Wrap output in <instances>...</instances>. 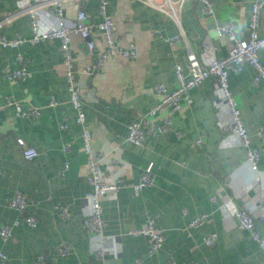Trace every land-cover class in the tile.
<instances>
[{
	"label": "crops",
	"instance_id": "crops-1",
	"mask_svg": "<svg viewBox=\"0 0 264 264\" xmlns=\"http://www.w3.org/2000/svg\"><path fill=\"white\" fill-rule=\"evenodd\" d=\"M212 1L216 16L222 21H235L239 36L247 38L252 0ZM31 4L44 26L57 23L41 0H31ZM80 8L87 12L89 21L101 20L99 0H68L64 17L74 20ZM18 9V0H0V20ZM108 12L115 18L119 43L135 42L138 57L117 55L98 73L86 77L81 69L92 61L86 41L73 35L72 50L83 89L86 126L93 132L95 150L108 154L101 166L109 171L115 159L118 172L113 179L124 178L125 186L120 191L101 198L103 231L115 235L116 241L109 243L103 260L94 258L92 245L98 240L84 225L91 211L85 196L93 187L86 179L82 126L69 102L61 41L0 47V226L12 227L7 240L0 236V252L8 256L0 264H39L35 259L40 254L52 264H264L258 242L250 232L239 228L230 208L224 205L228 200L248 210L264 234V140L258 135L264 125V83L254 82L256 71L248 63L243 71L230 73V88L242 111L251 147L262 153L254 169L239 137L220 127L230 116L226 105L217 101L214 78L192 90L193 101L183 110L172 113L164 105L156 114H149L161 101L154 86L163 83L168 90L178 87L175 64L191 52L199 54V36L210 39L217 57L229 53L232 43L217 36L214 19L202 12L200 3L185 1L179 23L143 0H109ZM260 32L264 33V16ZM31 34L27 11L0 25V35ZM93 37L101 47L97 30ZM173 37L178 38L171 42ZM18 52L27 58L32 75L10 80L4 67H17ZM259 55L264 63V48ZM7 95L23 108L38 107L40 115H18L14 106L6 105ZM53 96L59 103L55 107L49 104ZM167 117L171 119L169 132L150 135L143 145L126 140L130 121L146 118L158 125ZM60 122L68 123L69 128L61 129ZM67 143L72 146L65 151ZM29 146L38 151L32 160L23 154ZM66 162L69 167L62 175ZM149 165L156 174L155 184L136 191L133 184ZM17 190L33 199L28 211L36 215V227L28 226L24 217L9 207V199ZM217 193L221 197L213 202L211 196ZM56 204L68 207L70 217H61L54 210ZM202 214L209 215V222L188 231L189 221ZM149 217H155L157 226L166 233L163 246L153 255L148 252L146 235L128 234ZM212 232L217 233V240L208 246L203 238ZM62 241L72 246L66 256L55 249Z\"/></svg>",
	"mask_w": 264,
	"mask_h": 264
},
{
	"label": "built area",
	"instance_id": "built-area-1",
	"mask_svg": "<svg viewBox=\"0 0 264 264\" xmlns=\"http://www.w3.org/2000/svg\"><path fill=\"white\" fill-rule=\"evenodd\" d=\"M68 0H41L43 4L49 6V12L57 18V23L53 26H44L39 13L33 9L31 0H18L19 9L15 12L5 14L0 20V25L16 17L21 12H29L31 16L30 37L17 35L8 37L0 35V47L19 48L26 42H39L48 39H58L61 41V48L64 53L63 66L67 80V89L69 93V102L77 112V122L82 126V144L87 155L86 161V179L92 185L93 189L86 194L85 198L91 203V211L84 219V225L91 235L98 240V243L92 245V253L95 259L103 260L110 242L116 241L115 235L105 234L103 231V208L101 198L104 195L116 193L125 186L124 178L113 179L118 170L115 159L111 160V170L106 171L102 168V161L108 156L106 153H99L94 148V135L92 130L86 126L87 115L83 105V89L78 80V71L75 65V57L72 50V37L78 35L86 41L91 63H87L81 69L86 77L98 73L105 64L113 57L120 55L126 59H136L138 57V47L135 42L122 45L116 34L117 24L112 14L108 12L109 0H99V11L101 20L98 22L89 21L87 12L80 8L76 17L68 21L64 17L65 3ZM145 3L167 13L177 23L180 22L181 10L187 0H143ZM200 3L204 14L214 19V29L218 37L228 39L232 46L227 56L219 58L216 55L215 47L208 37L199 36L200 52L196 54L191 52L183 61L175 64V71L178 80V87L175 90H168L163 83L154 86L155 93L161 98L160 103L149 110V114H156L164 105L170 108L173 113L181 111L186 106L191 105L192 90L199 87L209 78L215 80V93L217 101L226 105L229 112V120L220 123V127L225 133H232L239 137L241 144L246 148L248 163L256 169L261 160L262 153L251 147V137L245 126L242 111L238 101L230 88V73L243 71L248 63L256 71L254 82L259 85L264 83V63L261 61L259 52L264 48V33L261 34L262 19L264 16V0H252L251 14L249 17V32L247 38L239 36L238 26L235 21H222L215 14L214 3L212 0H197ZM98 31L101 35L102 46L98 47L94 32ZM173 37L170 41L176 40ZM17 67L9 69L4 67V73L10 80H24L31 77L32 73L28 69V60L22 52L17 53ZM5 103L8 106H14L16 113L22 117L34 118L41 113L38 107L30 105L23 108L18 100L12 95L5 97ZM50 106H57L59 103L53 96L50 99ZM60 128L67 130L68 123L60 122ZM128 133L126 140L136 145H143L150 135H160L171 130V119L167 117L161 124H151L148 119H134L127 125ZM258 135L264 140V125L259 129ZM72 144L67 143L64 150H70ZM24 157L32 160L38 156L35 147H25ZM69 164L66 162L62 175L65 174ZM1 173V171H0ZM156 174L152 165L144 168L139 180L133 184L136 191H141L145 187L155 184ZM220 194L211 196L213 202H217ZM33 199L24 191L17 190L9 199L8 205L24 217V222L30 227H36L38 219L35 214L28 210L33 206ZM224 205L230 208L231 213L237 219L239 228L250 232L251 236L260 245L264 253V234L257 224V219L248 210L237 207L232 201L225 200ZM54 210L63 218L71 215L68 207L56 204ZM264 220V215L261 216ZM210 217L208 214H202L194 217L188 223V231L198 228L207 222ZM18 223V221L16 222ZM12 234V227L8 224L0 226V236L7 240ZM131 235H146L149 238L150 255L158 252L166 240L165 231L158 227L155 217H149L140 227L131 228L128 231ZM217 240V233L212 232L203 238V243L212 246ZM56 252L66 256L72 246L66 241L58 243L55 247ZM8 256L5 252H0V260L5 262ZM39 264H52L44 254H40L35 259ZM139 262V260L137 261Z\"/></svg>",
	"mask_w": 264,
	"mask_h": 264
}]
</instances>
